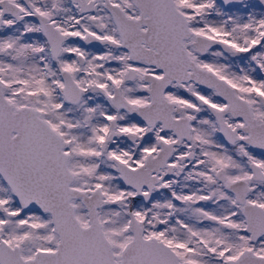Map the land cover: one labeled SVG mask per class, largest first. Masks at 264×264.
<instances>
[{
  "label": "snow or ice",
  "instance_id": "1",
  "mask_svg": "<svg viewBox=\"0 0 264 264\" xmlns=\"http://www.w3.org/2000/svg\"><path fill=\"white\" fill-rule=\"evenodd\" d=\"M0 264H264V0H0Z\"/></svg>",
  "mask_w": 264,
  "mask_h": 264
}]
</instances>
